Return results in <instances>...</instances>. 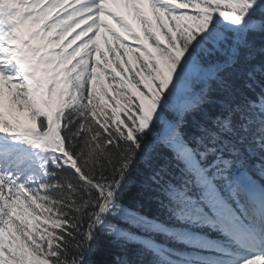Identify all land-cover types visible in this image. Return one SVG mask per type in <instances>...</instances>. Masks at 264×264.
<instances>
[{
    "label": "snow or ice",
    "instance_id": "obj_1",
    "mask_svg": "<svg viewBox=\"0 0 264 264\" xmlns=\"http://www.w3.org/2000/svg\"><path fill=\"white\" fill-rule=\"evenodd\" d=\"M0 264H264V0H0Z\"/></svg>",
    "mask_w": 264,
    "mask_h": 264
},
{
    "label": "trees",
    "instance_id": "obj_2",
    "mask_svg": "<svg viewBox=\"0 0 264 264\" xmlns=\"http://www.w3.org/2000/svg\"><path fill=\"white\" fill-rule=\"evenodd\" d=\"M136 27L137 30H139V24L136 21ZM103 30V29H102ZM120 30V31H119ZM117 30L118 32H120V34L122 36H125L128 40V44L131 47H135L137 45V41L131 37H127V34L123 31V29ZM107 35L104 30L101 32V47H105L104 42H103V37ZM141 38L143 39V33L141 32ZM108 40L109 42H113L112 41V37L110 35H108ZM114 43V42H113ZM125 51H127V49H125ZM110 55V59H111V54ZM127 58L132 59V53L130 51L127 52ZM99 71V70H98ZM103 83L104 85H108L109 83H111L110 80L108 79H103ZM109 92L111 93V89H109ZM167 154H165L164 156L161 157L160 159V163L163 164L166 160ZM130 206H140V210L149 215V216H154L157 215V205L154 201V199L152 198L151 194L149 192H147L146 190H136L131 194V198H130ZM158 239H160L158 237ZM112 251H116L115 247L112 248ZM110 258V257H108Z\"/></svg>",
    "mask_w": 264,
    "mask_h": 264
},
{
    "label": "rangeland",
    "instance_id": "obj_3",
    "mask_svg": "<svg viewBox=\"0 0 264 264\" xmlns=\"http://www.w3.org/2000/svg\"><path fill=\"white\" fill-rule=\"evenodd\" d=\"M112 7L116 8L118 11H123L125 12L126 15H129L130 21L133 23V26L136 27V21L132 19L131 14L129 13V10L122 4H114ZM113 27H115V24H113ZM137 28V27H136ZM103 30H101L102 32ZM120 31V30H119Z\"/></svg>",
    "mask_w": 264,
    "mask_h": 264
}]
</instances>
